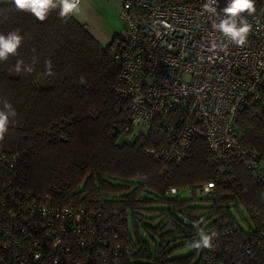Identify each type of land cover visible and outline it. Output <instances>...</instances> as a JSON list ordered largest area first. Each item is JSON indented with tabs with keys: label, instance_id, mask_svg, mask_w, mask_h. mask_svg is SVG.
Here are the masks:
<instances>
[{
	"label": "built area",
	"instance_id": "built-area-1",
	"mask_svg": "<svg viewBox=\"0 0 264 264\" xmlns=\"http://www.w3.org/2000/svg\"><path fill=\"white\" fill-rule=\"evenodd\" d=\"M208 2L123 1L122 42L113 52L119 66L113 90L129 122L124 131L151 138L145 155L180 163L194 138L205 141L214 179L188 187L200 198L233 181L234 160L264 185V161L242 144L236 128L249 102L264 101V9L244 14L251 31L237 46L212 27L215 16L203 7ZM226 5L217 0L213 6L222 14ZM17 159L0 155V264H264V206L246 209L244 228L231 213L208 218L203 231L213 237L212 247L187 262L143 263L132 257L134 239L118 208L55 204L47 193H26L8 177Z\"/></svg>",
	"mask_w": 264,
	"mask_h": 264
},
{
	"label": "trees",
	"instance_id": "trees-1",
	"mask_svg": "<svg viewBox=\"0 0 264 264\" xmlns=\"http://www.w3.org/2000/svg\"><path fill=\"white\" fill-rule=\"evenodd\" d=\"M255 8L260 13L264 0H255ZM13 30L19 31L23 41L17 55L0 63V101L10 102L17 115L0 142V155H18L15 173L9 172L8 177L14 176L24 192L47 193L55 204H106L118 208L127 225L130 218L133 224L141 222V213L156 214L159 225L146 227L164 237L178 232L188 235L192 230L172 215L174 210L201 225L211 216L230 215L239 205L262 209L264 185L255 182L236 160L232 161L233 181L218 184L214 195L206 199L210 204H191L205 200L200 197H169L170 187L178 190L214 179V167L200 137L194 138L190 153L180 163L145 155L150 137L138 135L133 143H118L121 135L131 133L124 131L129 122L118 109L119 96L113 90L119 74L113 52L121 45L122 35H114L112 42L102 46L72 15L61 18L58 8L41 22L17 11L12 2L2 3L0 33ZM18 61L23 62L19 73ZM24 66H32L33 71L24 72ZM236 128L242 144L264 161V101L249 102L239 112ZM138 241L135 236V249ZM170 254L160 245L153 258L142 244L132 257L175 263L194 256L171 258Z\"/></svg>",
	"mask_w": 264,
	"mask_h": 264
},
{
	"label": "clouds",
	"instance_id": "clouds-1",
	"mask_svg": "<svg viewBox=\"0 0 264 264\" xmlns=\"http://www.w3.org/2000/svg\"><path fill=\"white\" fill-rule=\"evenodd\" d=\"M17 11L32 14L39 21H44L50 12L59 9V16L67 20L71 15H76L80 11L81 0H12ZM217 0H209L203 7L208 13L215 16L212 27L216 29L230 44L244 46L251 31L247 17L255 13V0H227V5L222 9V14L217 13V8L213 5ZM23 37L18 30L8 32L6 35L0 33V63L6 62L10 56L17 55ZM221 48L225 47L222 43ZM35 63V60L33 61ZM23 62L16 64L17 72H21ZM50 70L51 65L48 64ZM23 71L31 73L32 66H24ZM0 142H3L9 132V126L13 123L17 113L12 104L7 100L0 101ZM199 239L193 240L191 246L196 249L211 248L213 237L203 230H198Z\"/></svg>",
	"mask_w": 264,
	"mask_h": 264
},
{
	"label": "rangeland",
	"instance_id": "rangeland-1",
	"mask_svg": "<svg viewBox=\"0 0 264 264\" xmlns=\"http://www.w3.org/2000/svg\"><path fill=\"white\" fill-rule=\"evenodd\" d=\"M175 1H183V0H175ZM139 129H143V126H138ZM144 131V130H143ZM138 133L135 131H132L129 136L127 135H121L118 139V143H123L125 141H130L133 143L137 139ZM262 166H264V162H261ZM86 179L84 180L85 183ZM201 183H196L194 185H198ZM188 185H184L181 187H178V194H170L169 197L172 199L177 198L178 196L182 199H189L191 198V194L188 192ZM144 196V195H142ZM205 200H199V201H193L191 204H210L206 199H209L207 197L204 198ZM231 214L233 218L238 222V224L241 227H245L246 221L249 222L250 218L245 208L238 207V209H231ZM172 215H174L181 223L182 225H186L192 228L190 231V234L183 235L181 233H173L168 237L161 236L159 233H154L150 231L146 225H151L153 227H157L161 221L159 217H155L156 214L150 216L146 213H141L139 215V218H142V221H138L136 224H133L131 218L128 220V230L130 233V236L135 239V236L138 237V244L136 247L137 249H140L142 244L146 245L147 248L151 251L153 258L156 256V248L160 245H163L165 247V250H171V254L169 255L172 257H180V256H187L190 254L196 253V255L200 254V249L193 248L191 246V242L193 240L199 239L198 236V230H203L208 223L207 220L204 221V224L198 225L193 219L186 216V214H181L177 211H172ZM155 217V218H154ZM172 227H166V230H171ZM175 238V239H173ZM148 261L147 259L143 260V262Z\"/></svg>",
	"mask_w": 264,
	"mask_h": 264
},
{
	"label": "crops",
	"instance_id": "crops-1",
	"mask_svg": "<svg viewBox=\"0 0 264 264\" xmlns=\"http://www.w3.org/2000/svg\"><path fill=\"white\" fill-rule=\"evenodd\" d=\"M125 0H81L80 11L72 15L102 45L112 42L114 35L123 34L118 10ZM12 0H0V4Z\"/></svg>",
	"mask_w": 264,
	"mask_h": 264
}]
</instances>
